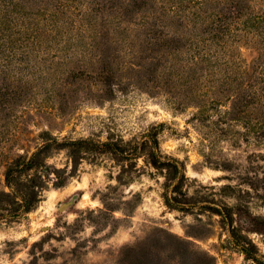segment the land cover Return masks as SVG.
Returning a JSON list of instances; mask_svg holds the SVG:
<instances>
[{
    "label": "rangeland",
    "instance_id": "rangeland-1",
    "mask_svg": "<svg viewBox=\"0 0 264 264\" xmlns=\"http://www.w3.org/2000/svg\"><path fill=\"white\" fill-rule=\"evenodd\" d=\"M257 16L264 0H0V264H257L251 243L264 261ZM46 144L26 211L7 172Z\"/></svg>",
    "mask_w": 264,
    "mask_h": 264
},
{
    "label": "trees",
    "instance_id": "trees-1",
    "mask_svg": "<svg viewBox=\"0 0 264 264\" xmlns=\"http://www.w3.org/2000/svg\"><path fill=\"white\" fill-rule=\"evenodd\" d=\"M182 2V0H180ZM17 6L18 4L15 3ZM194 15H197L196 12H194ZM251 23H254L255 21L258 23H263L264 22V17L263 16H257V17H251L249 19ZM37 29L32 28L30 30L31 35L29 36L30 38L33 37V42L36 40V35H32V33H35ZM29 31V29L27 30ZM29 34V32H27ZM30 38H26L25 42L26 43H33L31 42L32 40H29ZM8 41L12 42L13 44L16 43L15 39H10L8 38ZM2 43V40H0ZM21 63V62H20ZM1 67L4 66L5 69L9 67L11 64V60L8 61L7 63L0 61ZM17 68V67H16ZM105 80V78H108V75L102 76ZM48 132H44V135H46ZM45 140L47 141V136H44ZM151 143V140L144 142L142 147H148ZM68 146H82V145H88L89 147L93 148H98L101 147V149L105 150H110V151H115V148L112 143L110 142H105L102 145H99L98 147L94 146L93 143L91 142H86V141H72L66 143ZM149 150V159L152 165L160 169L161 171H164L166 173V178H167V188L172 187V192L175 193L174 196H168L166 195V203L169 206L172 207H180L183 209L185 208V204L187 203V200L185 199L182 201L179 199L178 194L182 193V184L183 181L186 177L185 173L182 172V166L180 162L177 159H172V158H163V156L159 153L158 149V140L157 137L155 136L153 138V144H151ZM49 149V144L44 145L43 147L39 148L33 155L28 159V161L23 162L22 164H18L16 168H10L7 172V181L11 184H14L16 186V189L18 190L17 193L20 195L22 200L24 201L23 206L26 211H30L35 203L39 199V194H40V189H37L34 184L29 183L32 182L35 178L34 177H41L39 169L44 166L45 162V155L47 154V151ZM18 160H22L21 158H18ZM26 160V159H25ZM20 165L22 167L20 168ZM34 171L35 175L31 177L28 180H24L22 176L24 175V172L28 171ZM27 189L26 193L23 192V189ZM22 189V190H20ZM256 245L254 243H251L250 246H244L243 250L244 253L246 254V257L249 259H252L255 261L257 264H264V261L262 259V255H258V250H256Z\"/></svg>",
    "mask_w": 264,
    "mask_h": 264
}]
</instances>
